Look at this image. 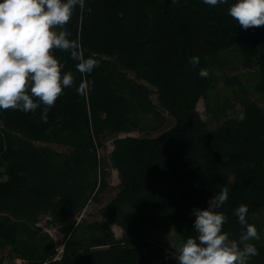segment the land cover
Returning a JSON list of instances; mask_svg holds the SVG:
<instances>
[{
    "label": "trees",
    "instance_id": "obj_1",
    "mask_svg": "<svg viewBox=\"0 0 264 264\" xmlns=\"http://www.w3.org/2000/svg\"><path fill=\"white\" fill-rule=\"evenodd\" d=\"M232 2L86 0L74 11L64 30L93 72L53 49L74 82L47 122L43 105L0 110V264H176L172 232L179 245L195 236L193 209L223 188L224 231L238 238L234 210L246 205L260 235L250 264H264V26L243 29ZM89 202L100 219L82 216ZM45 216L62 244L39 225Z\"/></svg>",
    "mask_w": 264,
    "mask_h": 264
},
{
    "label": "clouds",
    "instance_id": "obj_2",
    "mask_svg": "<svg viewBox=\"0 0 264 264\" xmlns=\"http://www.w3.org/2000/svg\"><path fill=\"white\" fill-rule=\"evenodd\" d=\"M202 2L214 7L229 0ZM85 7L86 0H0V110L35 113L43 105L41 119L47 122L49 109L74 82L53 49L69 52L71 59L78 61L76 70L81 74L93 72L95 60L85 58L78 42L64 30L74 11ZM227 11L245 30L264 26V0H234ZM189 63L196 66L200 58L193 56ZM199 76L207 78L209 70L201 68ZM229 195L223 188L208 201L207 208L193 209L195 236L178 247L171 244L174 252L170 255L176 264H250L259 255L253 241L260 235L247 220L246 205L234 210L241 226L238 238H230L224 231L228 217L222 209Z\"/></svg>",
    "mask_w": 264,
    "mask_h": 264
},
{
    "label": "rangeland",
    "instance_id": "obj_3",
    "mask_svg": "<svg viewBox=\"0 0 264 264\" xmlns=\"http://www.w3.org/2000/svg\"><path fill=\"white\" fill-rule=\"evenodd\" d=\"M232 75L236 74V73H239V74H243L244 73V70L243 69H239V70H234L232 72H230ZM218 91H220L222 88H223V83L220 81L218 86ZM217 90L213 91L212 93L215 94ZM197 110L199 111V113L201 114V116L204 118V119H208L209 118V115H208V112H207V107H206V99L204 97H200L197 101ZM237 110V113L236 112H231L230 115H233V114H237L241 117L242 115V111H241V108L240 106H237L236 108ZM123 136H125V134H122ZM55 148L59 149V150H65V148H61L57 145H53ZM112 150V142L111 141H108L107 144H106V147L101 150L102 152V156H107L109 155L110 151ZM3 173V179L6 178V175ZM109 182H110V185L112 187H117L116 185H118V183L120 182L119 180V175H118V172L116 169H113V168H110V174H109ZM96 208L97 206L95 205L94 202H89V204L87 205L85 211L83 212L82 216L84 217H87V219L89 221H95L97 219H100V217L97 215V211H96ZM41 226V228L47 232H49L52 237H54V239L59 243V244H62V240H63V234L52 224V220L49 216H45L43 217L42 221L40 222L39 224ZM113 230L115 232V234L117 236H121L123 234V231L122 229L117 226V225H114L113 226ZM172 245L178 247L179 246V242L175 236V232L173 231L172 232ZM62 246H60L59 250L61 249ZM7 253H8V250L4 251V255L7 256ZM8 259L5 261V263H14V264H27V261L24 260V259H20V258H13L12 260L7 257Z\"/></svg>",
    "mask_w": 264,
    "mask_h": 264
},
{
    "label": "bare ground",
    "instance_id": "obj_4",
    "mask_svg": "<svg viewBox=\"0 0 264 264\" xmlns=\"http://www.w3.org/2000/svg\"><path fill=\"white\" fill-rule=\"evenodd\" d=\"M62 251H63V249L61 248V249L59 250V252L62 253Z\"/></svg>",
    "mask_w": 264,
    "mask_h": 264
},
{
    "label": "built area",
    "instance_id": "obj_5",
    "mask_svg": "<svg viewBox=\"0 0 264 264\" xmlns=\"http://www.w3.org/2000/svg\"><path fill=\"white\" fill-rule=\"evenodd\" d=\"M60 253V252H59ZM57 258H60V254H57Z\"/></svg>",
    "mask_w": 264,
    "mask_h": 264
}]
</instances>
